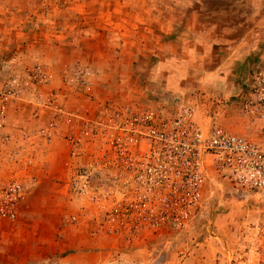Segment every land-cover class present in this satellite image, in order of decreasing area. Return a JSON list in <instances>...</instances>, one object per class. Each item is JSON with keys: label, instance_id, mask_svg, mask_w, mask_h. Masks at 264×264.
<instances>
[{"label": "rangeland", "instance_id": "obj_1", "mask_svg": "<svg viewBox=\"0 0 264 264\" xmlns=\"http://www.w3.org/2000/svg\"><path fill=\"white\" fill-rule=\"evenodd\" d=\"M262 79L264 0H0V229L31 224L28 250L0 246L23 264H264V191L209 167L199 208L173 204L170 175L144 200L109 127L181 101L261 136Z\"/></svg>", "mask_w": 264, "mask_h": 264}, {"label": "built area", "instance_id": "obj_2", "mask_svg": "<svg viewBox=\"0 0 264 264\" xmlns=\"http://www.w3.org/2000/svg\"><path fill=\"white\" fill-rule=\"evenodd\" d=\"M80 81L87 87L84 78ZM255 94L260 107L251 110L264 111V92ZM192 113V106L181 101L167 109L157 105L141 107L128 115L110 113L111 140L118 145V152L120 147L135 151L128 176L140 180L144 200L152 193L151 185L161 186L170 175L175 177L173 204L187 211L199 208L213 194L212 188L206 194L201 191L203 171L209 167L245 189L264 191V125L261 136L249 137L213 121L202 128L191 120ZM135 145L140 147L138 152ZM131 155L126 156L129 159ZM8 190L20 196L19 185L12 184ZM5 213L0 207V214ZM7 215L12 217L13 213Z\"/></svg>", "mask_w": 264, "mask_h": 264}, {"label": "crops", "instance_id": "obj_3", "mask_svg": "<svg viewBox=\"0 0 264 264\" xmlns=\"http://www.w3.org/2000/svg\"><path fill=\"white\" fill-rule=\"evenodd\" d=\"M44 184L53 185L54 182L53 180H49L45 182ZM2 224H3V228L0 229V233H2L4 236H10V238H12L13 240L14 238H18V241H19V237L22 234H24L25 232H28V230L24 228V226L31 225L29 223H24L23 220L21 219H16L13 223H2ZM30 246L31 245L29 243L25 246H22L20 244V241L16 245V247L20 250L22 249L28 250ZM0 258H2V260H0V264H23V263L28 262L31 257L29 256L28 258L27 256L24 255L23 258H21V255H14L13 253L8 251L7 247L0 246Z\"/></svg>", "mask_w": 264, "mask_h": 264}]
</instances>
